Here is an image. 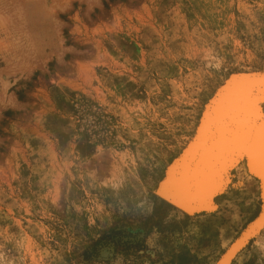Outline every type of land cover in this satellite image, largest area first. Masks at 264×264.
I'll use <instances>...</instances> for the list:
<instances>
[{
	"label": "rangeland",
	"instance_id": "rangeland-1",
	"mask_svg": "<svg viewBox=\"0 0 264 264\" xmlns=\"http://www.w3.org/2000/svg\"><path fill=\"white\" fill-rule=\"evenodd\" d=\"M241 73L264 0H0V264H217L258 182L193 215L159 190ZM231 264H264V228Z\"/></svg>",
	"mask_w": 264,
	"mask_h": 264
},
{
	"label": "bare ground",
	"instance_id": "bare-ground-1",
	"mask_svg": "<svg viewBox=\"0 0 264 264\" xmlns=\"http://www.w3.org/2000/svg\"><path fill=\"white\" fill-rule=\"evenodd\" d=\"M258 75L235 74L227 79L159 190L173 206L193 215L216 209L217 197L233 184L234 171L242 177L244 169L258 182L261 213L217 264H231L255 231L264 228V74Z\"/></svg>",
	"mask_w": 264,
	"mask_h": 264
},
{
	"label": "water",
	"instance_id": "water-1",
	"mask_svg": "<svg viewBox=\"0 0 264 264\" xmlns=\"http://www.w3.org/2000/svg\"><path fill=\"white\" fill-rule=\"evenodd\" d=\"M241 74H244V73H241ZM248 75H258V74H256V73H247Z\"/></svg>",
	"mask_w": 264,
	"mask_h": 264
}]
</instances>
